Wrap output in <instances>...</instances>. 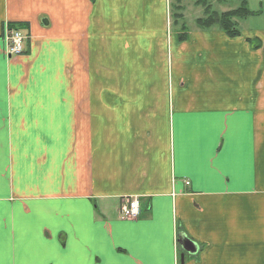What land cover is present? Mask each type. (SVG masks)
<instances>
[{
  "label": "crops",
  "instance_id": "crops-1",
  "mask_svg": "<svg viewBox=\"0 0 264 264\" xmlns=\"http://www.w3.org/2000/svg\"><path fill=\"white\" fill-rule=\"evenodd\" d=\"M168 3L0 0V264H264V29Z\"/></svg>",
  "mask_w": 264,
  "mask_h": 264
},
{
  "label": "trees",
  "instance_id": "trees-1",
  "mask_svg": "<svg viewBox=\"0 0 264 264\" xmlns=\"http://www.w3.org/2000/svg\"><path fill=\"white\" fill-rule=\"evenodd\" d=\"M169 16L172 20V28L175 30L176 39L178 42H182L187 38V27L183 22V1L184 0H168ZM228 0H216L218 4L227 2ZM195 6L201 7L203 17L195 20V25L198 29L209 30L217 28L222 31L228 37H237L240 35L238 30L237 21H243L254 14L249 11L246 1H242L238 8L224 12L217 13L213 11L212 6L206 0H198L195 2ZM254 47L258 46L256 41H250Z\"/></svg>",
  "mask_w": 264,
  "mask_h": 264
},
{
  "label": "rangeland",
  "instance_id": "rangeland-1",
  "mask_svg": "<svg viewBox=\"0 0 264 264\" xmlns=\"http://www.w3.org/2000/svg\"><path fill=\"white\" fill-rule=\"evenodd\" d=\"M198 0H184L183 7V22L185 23L188 31H194L198 29L195 25V20L203 17V12L201 7L195 6V2ZM211 6L213 11L217 13H224L239 7L240 3L243 0H228L225 3L218 4L216 0H206ZM247 3L248 9L254 14L253 17H250L243 21H237L238 30L243 31L248 28H262L264 29V0H244ZM172 24V20H170ZM10 26L17 27L13 24H6ZM5 25V26H6ZM4 26V27H5ZM173 32L175 31L172 28Z\"/></svg>",
  "mask_w": 264,
  "mask_h": 264
},
{
  "label": "built area",
  "instance_id": "built-area-1",
  "mask_svg": "<svg viewBox=\"0 0 264 264\" xmlns=\"http://www.w3.org/2000/svg\"><path fill=\"white\" fill-rule=\"evenodd\" d=\"M2 41L4 44V56L7 59L19 56L24 49L26 35L17 27L6 25L3 28ZM189 185V182H185ZM139 216L138 201L126 199L120 203L119 218L123 220H135Z\"/></svg>",
  "mask_w": 264,
  "mask_h": 264
},
{
  "label": "water",
  "instance_id": "water-1",
  "mask_svg": "<svg viewBox=\"0 0 264 264\" xmlns=\"http://www.w3.org/2000/svg\"><path fill=\"white\" fill-rule=\"evenodd\" d=\"M178 245L186 253L194 254L196 252V246H195V244H193L185 236H179L178 237ZM182 258H183V255H181V259Z\"/></svg>",
  "mask_w": 264,
  "mask_h": 264
}]
</instances>
